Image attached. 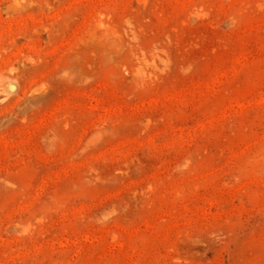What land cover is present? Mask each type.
<instances>
[{
  "label": "rangeland",
  "instance_id": "374dc122",
  "mask_svg": "<svg viewBox=\"0 0 264 264\" xmlns=\"http://www.w3.org/2000/svg\"><path fill=\"white\" fill-rule=\"evenodd\" d=\"M0 264H264V0H0Z\"/></svg>",
  "mask_w": 264,
  "mask_h": 264
},
{
  "label": "bare ground",
  "instance_id": "6f19581e",
  "mask_svg": "<svg viewBox=\"0 0 264 264\" xmlns=\"http://www.w3.org/2000/svg\"><path fill=\"white\" fill-rule=\"evenodd\" d=\"M5 81V80H4Z\"/></svg>",
  "mask_w": 264,
  "mask_h": 264
}]
</instances>
